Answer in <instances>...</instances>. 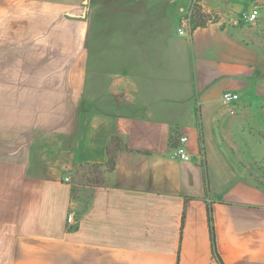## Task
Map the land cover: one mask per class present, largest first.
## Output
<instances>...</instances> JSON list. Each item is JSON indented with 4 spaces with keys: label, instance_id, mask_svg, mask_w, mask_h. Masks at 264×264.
Returning <instances> with one entry per match:
<instances>
[{
    "label": "crops",
    "instance_id": "crops-1",
    "mask_svg": "<svg viewBox=\"0 0 264 264\" xmlns=\"http://www.w3.org/2000/svg\"><path fill=\"white\" fill-rule=\"evenodd\" d=\"M262 106L264 0H0V264H212V226L222 264H264V189L227 144Z\"/></svg>",
    "mask_w": 264,
    "mask_h": 264
},
{
    "label": "rangeland",
    "instance_id": "rangeland-1",
    "mask_svg": "<svg viewBox=\"0 0 264 264\" xmlns=\"http://www.w3.org/2000/svg\"><path fill=\"white\" fill-rule=\"evenodd\" d=\"M227 144L231 146L236 158H239L238 163L247 165L256 160L255 155H264V106L255 114L249 115L240 129L232 131ZM74 183L77 197L88 195L93 187V184L80 177V173L75 174Z\"/></svg>",
    "mask_w": 264,
    "mask_h": 264
},
{
    "label": "trees",
    "instance_id": "trees-1",
    "mask_svg": "<svg viewBox=\"0 0 264 264\" xmlns=\"http://www.w3.org/2000/svg\"><path fill=\"white\" fill-rule=\"evenodd\" d=\"M206 18V15L200 11L199 8L195 7L191 16L192 27L201 25ZM115 139H112L108 147V161L105 164H78L75 173H80V177L85 179L87 182L97 185L103 182L105 173L114 169L116 164V146ZM250 178L255 184L264 189V159L255 160L246 165ZM210 222L212 223V216H210ZM212 231V242L215 248L216 255V240L213 226ZM219 256V255H218Z\"/></svg>",
    "mask_w": 264,
    "mask_h": 264
},
{
    "label": "built area",
    "instance_id": "built-area-1",
    "mask_svg": "<svg viewBox=\"0 0 264 264\" xmlns=\"http://www.w3.org/2000/svg\"><path fill=\"white\" fill-rule=\"evenodd\" d=\"M194 8H195V5L193 6L186 20L184 21L183 26L179 28V32L181 34L190 35L192 31L191 16L193 14ZM258 14H259L258 9H254L252 12L243 13L240 18L234 19V21L236 23L240 20H243L246 22H254L256 18L258 17ZM188 28H190L191 31H189ZM223 98L226 102H235L240 99V94L235 91H226L223 93ZM188 139L189 138L187 135L180 136L179 144L175 147L172 153L174 157L185 159V160H190L192 158L187 148ZM67 180L69 181L70 178L67 177ZM67 221L70 226L72 227L75 226V214L73 211L68 215ZM212 264H222L218 255L214 254V261L212 262Z\"/></svg>",
    "mask_w": 264,
    "mask_h": 264
}]
</instances>
